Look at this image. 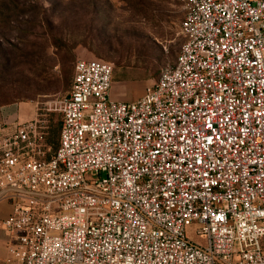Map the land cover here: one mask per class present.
Returning <instances> with one entry per match:
<instances>
[{"label":"built area","instance_id":"built-area-1","mask_svg":"<svg viewBox=\"0 0 264 264\" xmlns=\"http://www.w3.org/2000/svg\"><path fill=\"white\" fill-rule=\"evenodd\" d=\"M180 1L181 52L140 97L79 59L43 103L55 153L41 113L0 133V264H264V0Z\"/></svg>","mask_w":264,"mask_h":264},{"label":"rangeland","instance_id":"rangeland-1","mask_svg":"<svg viewBox=\"0 0 264 264\" xmlns=\"http://www.w3.org/2000/svg\"><path fill=\"white\" fill-rule=\"evenodd\" d=\"M19 1L20 13L38 19L32 27H0L8 54V58L0 55V117L2 107L8 104H18L21 120L41 113L50 138L61 114L45 110L43 103L60 100L69 92L77 60L110 62L114 66L111 97L128 102L155 83L163 67L176 62L184 43L180 0ZM11 3L0 0V14H10ZM55 35L81 41L73 48V61L54 44ZM197 226H189L187 236L205 245L206 238L196 233Z\"/></svg>","mask_w":264,"mask_h":264},{"label":"trees","instance_id":"trees-1","mask_svg":"<svg viewBox=\"0 0 264 264\" xmlns=\"http://www.w3.org/2000/svg\"><path fill=\"white\" fill-rule=\"evenodd\" d=\"M10 2H12L11 5L7 4V5H9V9L11 11L10 14H4V13L0 14V27H2L3 25L12 26V25H17V24H25V25H29V26L32 27V25H36L37 24L38 16H36V15H31L30 16L29 14H26L27 12H21L23 14H21L19 12L20 9L22 8L21 7L22 4L20 3L19 0H10ZM1 3L5 4L6 1H2ZM20 15H22V16H20ZM42 19H44V18L43 17L40 18V22H41ZM14 30H16V29H12L10 31H14ZM22 31H23V33L28 32V31H25V30H22ZM0 34H1V37H0V55H3L5 57L8 54L5 51L6 47L3 44L4 39H3L2 35L4 34V32L1 29H0ZM53 39H54V44L59 49H64L66 51V55L69 56L68 58L73 61L74 58H75V55H74V52H73V48L75 47V45L80 44L81 41L76 39V38L73 39V40H70V39L67 40V39H64L61 36H57V35L53 36ZM14 49H17V48H14ZM4 51H5V54L3 53ZM12 53H14V52H12ZM14 54H17V53H14ZM7 58H8V56H7ZM0 59H2V58H0ZM72 83H73V80L71 82V86H72ZM2 104H7V102H3ZM61 124H62V122L60 121L59 124L53 130L52 137L51 138L48 137L49 143H50L51 153H55L56 149L59 146V137H60Z\"/></svg>","mask_w":264,"mask_h":264},{"label":"crops","instance_id":"crops-1","mask_svg":"<svg viewBox=\"0 0 264 264\" xmlns=\"http://www.w3.org/2000/svg\"><path fill=\"white\" fill-rule=\"evenodd\" d=\"M18 104H8L2 107V116L0 117V133L14 129L18 122H24L30 119H20ZM4 120L11 124H2ZM13 203L5 197H0V258L7 254V244L12 239V234L5 228L3 221L13 212Z\"/></svg>","mask_w":264,"mask_h":264}]
</instances>
